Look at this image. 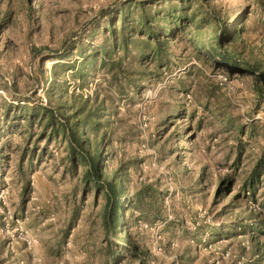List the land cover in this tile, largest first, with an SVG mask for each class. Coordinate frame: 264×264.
Masks as SVG:
<instances>
[{
	"label": "rangeland",
	"instance_id": "374dc122",
	"mask_svg": "<svg viewBox=\"0 0 264 264\" xmlns=\"http://www.w3.org/2000/svg\"><path fill=\"white\" fill-rule=\"evenodd\" d=\"M122 1L0 0V102L36 91L34 99L47 103L53 61L41 65V56L72 42L84 49L101 43L110 36L109 18L95 19ZM179 4L158 0L151 8ZM184 6L190 19L163 41V58L148 49L119 82L99 57L82 64L78 52L73 70L81 66L87 75L58 73L78 100L104 99L101 127L87 136L103 138L105 178L123 166L122 231L104 229L103 192L91 184L84 189L81 166L72 175L65 142H47L38 123L21 121L2 135L9 143L0 162V264H110V244L121 248L118 264H264V173L254 193L244 188L257 160L264 161V85L258 92L256 74L219 53L237 63L264 61V0H186ZM227 8L231 31L218 44L216 16ZM129 10L133 26L138 10ZM33 47L42 54L33 57ZM128 51L131 57L139 49ZM226 177L229 191L215 200ZM146 186L138 207L133 193ZM225 249L232 255L222 258Z\"/></svg>",
	"mask_w": 264,
	"mask_h": 264
},
{
	"label": "trees",
	"instance_id": "16d2710c",
	"mask_svg": "<svg viewBox=\"0 0 264 264\" xmlns=\"http://www.w3.org/2000/svg\"><path fill=\"white\" fill-rule=\"evenodd\" d=\"M133 5L130 8V2ZM158 0H124L114 7L103 8L99 11L94 23H98L101 18L108 17V27L106 28L110 36H105L103 41L96 45H89L84 49L83 43L72 42L65 44L60 50L52 51L49 56H41L40 61L47 59L52 60L51 76L45 79V92L47 94V103L41 100H35L36 91L28 96H24L15 103L3 100L0 102V162L4 161V149L8 146V140H2L5 130L17 126L21 121H26L29 125L38 123L41 126L40 138L50 140L62 139L65 142V150L68 159V169L74 175L79 166L82 167V179L85 190L89 184L94 187L95 192H103L104 209L102 216V225L104 229L112 234H119L124 225V203L123 197L126 192L123 188V174H121L120 165L110 178H105L102 168V140L94 139L92 142L87 136L88 132H97L101 127V116L98 114L102 111L104 99L89 103V98L77 99L74 92L69 93V80L59 77V72L69 69L74 76L87 75L81 71V66L73 70L75 64L71 60L73 53L78 52L81 55L82 64H92L98 57L99 65L107 67L111 73L113 82H119L120 76H125L129 69V64H140L142 58L146 57V51L156 52V57L160 59L164 56L162 50L163 41L171 38L175 31L181 30L180 26L185 25L190 16L186 12L184 1L179 0V5H170L165 10H152V6ZM136 9L137 21L132 26L128 25L131 12L129 9ZM232 8H227L223 15L217 17V35L216 41L221 43L227 37L231 23L228 20ZM207 18H203V20ZM120 23V26H117ZM235 23H232L234 25ZM137 37V38H136ZM164 39V40H162ZM153 43V44H152ZM133 45L139 49L136 54L129 57L128 47ZM33 57L42 54L43 49L33 47ZM122 51L120 54L119 52ZM225 62L231 63L236 69L244 73L256 74L257 91H262L264 85V61L237 63L235 58L225 52H219ZM72 61V62H71ZM164 61V60H163ZM161 63H164L160 61ZM160 63V64H161ZM137 73V72H136ZM130 74L134 72L130 71ZM129 74V75H130ZM26 152H23V156ZM33 155V153L31 154ZM21 158V159H22ZM264 173V161L257 160L255 166L249 173V177L244 183V188L254 193V189L259 182L260 176ZM23 178V177H22ZM231 179L222 178L214 191V199L223 196L229 190ZM149 187H143L133 193L134 203L136 206H143L147 198ZM26 191V182L22 188ZM238 198V193L233 195ZM117 247V245H116ZM119 247V246H118ZM125 247L131 248L133 253L136 252L135 245L125 243ZM124 249V246H123ZM110 264H118L121 256V248H113L112 244L108 247ZM145 259L146 253L142 252ZM141 256V253L139 254ZM147 256V255H146ZM139 264H142L140 261Z\"/></svg>",
	"mask_w": 264,
	"mask_h": 264
},
{
	"label": "built area",
	"instance_id": "2783aa9c",
	"mask_svg": "<svg viewBox=\"0 0 264 264\" xmlns=\"http://www.w3.org/2000/svg\"><path fill=\"white\" fill-rule=\"evenodd\" d=\"M28 244H31V242L28 240L27 241ZM202 243L205 245L206 248L210 249V250H214L215 248H212V244L208 243L205 238L202 240ZM232 254L230 252L229 249H225L222 253H221V257L222 258H227L230 257Z\"/></svg>",
	"mask_w": 264,
	"mask_h": 264
}]
</instances>
